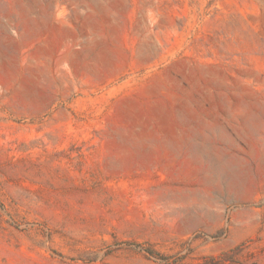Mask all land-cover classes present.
<instances>
[{
    "label": "rangeland",
    "instance_id": "374dc122",
    "mask_svg": "<svg viewBox=\"0 0 264 264\" xmlns=\"http://www.w3.org/2000/svg\"><path fill=\"white\" fill-rule=\"evenodd\" d=\"M0 264H264V0H0Z\"/></svg>",
    "mask_w": 264,
    "mask_h": 264
}]
</instances>
